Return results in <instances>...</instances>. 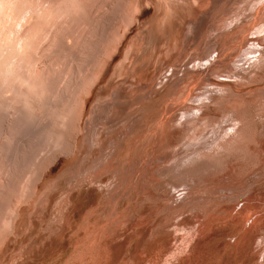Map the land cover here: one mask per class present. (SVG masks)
Instances as JSON below:
<instances>
[{"label": "rangeland", "instance_id": "374dc122", "mask_svg": "<svg viewBox=\"0 0 264 264\" xmlns=\"http://www.w3.org/2000/svg\"><path fill=\"white\" fill-rule=\"evenodd\" d=\"M237 5L238 7L235 8ZM237 5L231 4L229 6H231L230 9L233 7V10L237 9L241 12L248 24L252 22L254 15L260 8L259 0H244ZM97 8L94 6L92 10L96 11ZM206 8L208 19L205 20L204 36L211 30L212 32L215 29L222 31L224 25L234 19V15L224 18L225 14H223V10H219L218 6L210 8L207 5ZM261 14L260 20H258L260 27L255 30H258L257 35L260 36L255 40H246L248 44H245L246 47L243 46L245 50L257 51L256 41L264 42V8H262ZM156 15L153 5H146L141 9L137 16L139 22L137 21L135 26L130 28L131 30L120 46L118 54L94 88L87 103L88 115H93L91 109L99 96L106 97V94L108 95L113 87L121 84V82H117L119 78H116V71L121 68V63L125 60L126 52L132 44V40H139L142 45L144 43L142 46L145 50L143 59L144 61L149 60L150 72L153 70L155 62H161L162 70L151 73L153 76L152 84L157 93L160 94L147 102V106L142 110L134 98L122 119L116 124L114 131L109 132L108 135L103 134L99 148L94 145L92 146L94 149L86 150L82 155L80 127L78 132V126L72 125L76 127L72 129L77 130H73L74 133L72 134H75V137L78 134L76 140L71 134L73 154L69 157L60 155L56 164L46 171L45 177L37 185V191L40 194L35 206L46 194L52 191L53 184L60 182V176L67 174V177L70 178L69 183L64 188H55L50 196L51 200L49 199V207L37 212L32 209L26 213L22 209L18 214L17 230L9 233L6 226L3 231L0 230V264H170V262L171 264H264V56L261 57V63L258 64L253 62L258 53L245 55L247 53L244 50L242 54L244 53L246 58L250 60L240 63L241 57H237L239 48L233 49L235 43H232V39L229 40L230 37L233 38L234 34V32L231 34L230 31L228 32L229 36L224 35L229 39L225 38L226 40L222 39V41L228 40L226 47L234 45L232 49L235 53L232 54V49L227 50L221 57H224L222 59L224 65L222 66V62H219L212 70L211 68L207 70L206 61H203L204 64L199 62L200 65H198V62L193 63V58L197 57V53L207 54L206 43L212 41V38L204 37L203 39L201 37L198 42L199 45L196 47L195 39H193L192 34L191 38L189 37L188 31L192 26V20L187 21V19L177 21L173 19V23L169 25V33L162 35L158 31L160 28L158 24L162 17L156 20ZM198 16L196 21L200 17ZM156 22L155 31H158L156 36L158 39H149L148 36L144 38L141 32L149 30ZM235 29L237 27L232 30ZM244 29L246 30V27L242 28V30ZM183 35L189 39L184 40ZM250 35L244 34L240 38L244 36L249 38ZM168 36L171 39L170 47L173 50L170 54L166 49L167 44L169 45ZM222 41L221 43H223ZM239 42L244 43L245 41L240 40ZM154 43H157V46ZM224 46L223 43V51ZM153 47H156V50ZM157 47L162 48V52L160 49L159 53ZM175 50L181 56L179 62L170 58ZM214 55L215 53L212 54V56ZM226 61L227 65H230L229 62L232 64L230 65L231 68L229 66L225 68ZM233 61L237 63L233 64ZM244 64L245 66H243ZM199 66L200 68H198ZM217 66L220 68H216ZM185 67L190 72L184 73ZM192 67L194 68L192 69ZM228 68L230 74L229 70L227 71ZM242 68L243 70H241ZM139 71L138 67L137 72ZM224 71L225 76H223ZM215 72L216 74H214ZM154 73L158 74L157 77ZM126 77L124 80H127ZM210 82L211 84H209ZM162 83L165 85L162 86L163 89L160 87ZM132 84L134 85L135 82ZM225 84L229 87H226ZM127 86H125L124 92L129 95L130 87ZM137 94L139 95L140 92ZM196 108L201 110L198 111ZM184 110H189V115L182 116L181 111ZM111 116L112 113L110 112L108 117ZM86 119L85 117L81 127H83ZM100 120L99 122H103V119ZM173 124L174 128H172ZM92 127L102 128V124H96ZM164 127L172 128L170 129L171 133H174L175 130L178 131L182 137L181 142L171 147L161 145L158 138L163 133L165 136L169 134L163 130ZM123 131L131 132L129 143L135 144L129 158L124 156L126 155L125 147L122 152L116 155L117 157L114 156L115 160L117 158L123 162L120 168L123 176L130 167L129 163L137 164L147 156L161 159L162 156L167 155L168 159L165 162L167 167L175 166L180 160L179 168L183 169L185 175H183L181 183H175L177 187L174 188L172 184L158 179L152 167L158 166L159 162L154 161V166L150 165L152 176L156 177L155 181L151 180L152 183L135 184L136 175L133 173L134 180L120 184L124 177L117 179V181L116 178H113L114 181L111 180L114 177L113 174L108 172L109 174H105L101 178L102 189H98L92 184H85L82 187L83 192H78L77 187L72 184L75 179L72 176L79 169L80 163L83 159H91L86 167H95L92 165V160L111 154L113 144L117 140L123 141ZM112 139L115 141L113 142ZM180 146L181 148H179ZM170 150L172 151L170 152ZM175 150L176 153L173 154L172 152ZM80 155L83 158L78 161ZM128 159L130 160L128 161ZM231 163L237 165V173L235 172L236 174L232 176L230 170L227 172L230 175L227 176L226 173L224 177L216 180L222 169L225 166L229 167ZM127 165L129 166L127 167ZM212 171L214 172L212 173ZM156 179L160 181V184L157 183ZM197 179L201 181L199 182ZM212 180L216 181L210 184ZM109 181L112 182L113 186ZM105 187L110 191H107ZM68 190H71L70 192H73L74 195L71 197L70 204L66 206V211L61 215L62 221H60L55 209L59 206L58 202H61V196L65 198L64 196L69 193ZM187 190L188 193H186ZM148 192L156 196H152V198L148 196ZM188 194L193 196H187ZM175 195L178 196V199L175 198ZM190 197L196 198L191 204L193 209H190L192 211L189 209L190 211L186 210L184 214H181L167 210L168 207L178 210L183 205L184 198ZM10 203L9 201L6 202L5 208L0 209V222L1 219L3 221L7 217L4 214H8L7 208H9ZM39 207L42 208L43 206ZM33 214L35 215L32 216L30 224L29 218ZM1 216L3 217L1 218ZM137 218L139 219L137 220ZM25 219H27L26 222ZM99 237H103V242L98 243L100 244L98 246L96 240ZM106 251H108L109 256Z\"/></svg>", "mask_w": 264, "mask_h": 264}, {"label": "bare ground", "instance_id": "6f19581e", "mask_svg": "<svg viewBox=\"0 0 264 264\" xmlns=\"http://www.w3.org/2000/svg\"><path fill=\"white\" fill-rule=\"evenodd\" d=\"M241 1L244 0H0V209L5 208L4 204H6V202H11L8 206L9 208H7V210H9L8 214L4 212V215L7 217H5V220L3 221L1 219L0 230L3 231L5 226L8 228L9 233L13 230H17L19 224L18 214L22 209L24 213H26L32 209H35V212H37L40 209L49 207V199L51 200L50 196L55 191V188L60 187L61 189L64 188L65 185L67 186L70 178L67 177V174L60 176V182L57 181L58 183L53 184L52 191L46 194L35 206V202L40 194L37 191V185L45 177L46 171L56 164L60 155L69 157L73 154V142L71 140H73L72 133H74V131L78 130L79 132L80 127L79 134L80 137H82V155L86 150L91 151L93 148L92 146L94 145L99 148L102 143H100V139L103 137V134L108 135L109 132L111 133L114 131L116 124L122 119L126 109L132 104L134 98L136 103L140 104L139 106L141 110L147 106V102L156 98L158 93L152 84L153 76L151 73L152 71L158 72L161 69L162 64L160 61L155 62L154 68L150 72L149 60L144 61L143 59V53L145 50L142 46L144 43L142 45V42H139V40H132V44L128 47L126 52L125 60L121 63V68L116 71V78H119V81L117 82H121V84L115 87L112 86V91H110L108 95L106 94V97L103 98L102 96H99V98H97V101L91 109L93 115H88L87 111V103L92 96L94 88L103 78L112 60L118 54L120 46L129 34L131 30L130 28L135 26L138 21L137 16L140 14L141 9L144 8V6H154V11L157 14L156 20L162 17L158 24L160 25L158 31H160L162 35L170 30L169 25L173 23V19L175 21L187 19V21L192 20V26L188 31L190 38L191 34L193 35L194 38H192L195 39L196 47H198V42L201 37H203V39L204 37H209V39L212 38V41L206 43L207 54L201 55V53H197V57L194 56L195 58H193V63L196 64V62H198V65H200L199 62L203 63V61H206L207 70L208 68H211L212 70L219 62H222V66L224 65V62L222 61L224 57H221L227 50L232 49V46H234L229 45V47H226L228 46V40L224 42L222 41V39L226 40L225 38L229 36L228 32L230 31L231 34L234 32L233 38L230 37V39H227H232V43H235L233 49L237 50V48H239L237 57H241L240 63H243L245 60H250L247 59L245 55L258 53V56L255 54L256 60L253 62L260 64L261 57L264 56V42L256 41L257 51L243 49V46L248 44L246 43V40H255L260 36L257 35L258 30H255L260 27L258 20H260V16L262 15L261 10L264 8V0H259L260 8L254 15L250 24L245 22V17L241 12L237 11V9L233 10V7L230 9L231 6L229 5H237ZM207 5L210 6V8L218 6L219 10H223V14H225L224 18H227L229 15H234V19L232 22L224 25L222 31L215 29L212 32L211 30L206 33V36H204V27L206 26L205 20L208 19V10H206ZM94 6L98 7L96 11H94V9L92 10ZM236 7H238V5L235 6V8ZM197 16L200 18L197 19L198 21H196ZM156 25L157 22L154 23L149 30L141 32V35L144 38L145 36H148L149 39L153 38L154 40L158 35V31H155ZM234 27H237V29L232 30ZM243 27H246V30H242ZM226 34L227 36L224 37ZM244 34L251 35L249 38H246L247 35L246 37L244 36L243 38H240ZM252 34H255V36H252ZM189 37L183 35L184 40L189 39ZM167 38L169 39V36ZM170 40L171 39H169L168 42L169 45L166 43L168 54L173 51L170 47ZM240 40L245 42L241 43L239 42ZM221 41L225 45L224 51L222 50L223 43H221ZM156 44L155 46H157ZM162 48H160L161 52ZM233 49L232 54L235 53H233ZM243 51L247 54H242ZM151 52L150 55H152ZM175 52L174 54H171L170 58L179 62L181 56L179 52ZM214 53L215 55L212 56ZM226 54L228 55L229 53ZM230 62L229 64L232 65ZM226 63L227 61L225 64ZM236 63L237 62H234L233 64ZM230 65L226 64L225 68L228 66L231 68ZM243 66H245V64ZM138 67L140 69L139 72H137ZM194 67H192V69ZM186 68L187 67H185L183 72H190L188 71L189 69ZM198 68H200V66ZM216 68L220 67L217 66ZM239 68H241V66H239ZM243 68L241 70H243ZM194 70L192 71L194 72ZM228 70L229 68L227 71ZM227 71L226 74H228ZM232 72L233 71L231 70V73ZM128 73H130L129 76H127ZM217 73L219 74V72ZM222 73L220 74L222 75ZM154 74L157 77L158 74ZM214 74H216V72ZM214 74L213 76H215ZM223 76H225V71ZM125 77L127 80H124ZM228 78H230V76H228ZM134 82L135 84L133 85L132 83ZM203 83L206 84L205 82ZM209 84H211V82ZM126 85H128L127 87H130V91L128 90L130 92L129 95L124 92ZM162 86L165 85H163V83L160 85L163 89ZM225 86L229 87L227 84H225ZM207 87H209V85ZM202 89L204 88L202 87ZM138 92H140L139 95L137 94ZM196 110L200 111L201 109L196 108ZM110 112L112 113V116L108 117ZM189 112V110L181 111L182 116L189 115ZM85 117L87 119L83 123V127H81ZM100 119H103V122H99ZM73 124L78 126L77 130L72 129L75 127L72 126ZM96 124H102V128H99L100 126L98 128L92 127ZM168 125L171 126V124ZM177 125L179 126V124ZM172 128H174V124ZM170 129L164 127L163 130L169 133L168 136H165L163 133L160 138H158L160 144L164 145V147L175 146L182 140L178 131L175 130L174 133H171ZM130 131H123V141L117 140L113 144V150L111 151L112 153L114 152V155L111 153L107 155V157H104L106 156L104 155L103 158L99 157L94 161L92 160V165H95V167H86L87 163L91 162V159H83L81 163L79 162L80 167L76 172L74 171L75 174L72 176L75 178L72 184L77 187L76 190H78V192H83L82 187L85 184H92V186L102 189L101 185L103 184L101 178L105 174H109L108 172H111L114 176H111L112 178L110 177L111 180L116 178L115 180L117 181V179L124 177V180L120 184L132 180L133 173V175H136L135 184L152 183L151 180L155 181L156 177L152 176L150 165L154 166V161L159 162L158 166L155 164L156 167H152V169H154L153 171L156 172L155 175H157L158 179L160 178L162 181L172 184L174 188L177 187V183H181L184 174L183 169L179 168L180 160L175 166L170 165L167 167L165 166V162L168 159L167 155L162 156L161 159H154V157L147 156L141 160V162H136L137 164L129 163L130 167L127 165L129 169H127V173L124 174V176L121 174L120 168L123 165V162L117 158L115 160L114 156L117 157L116 155L119 154V152H122L124 147L126 151V155L124 156H127L128 158L131 156V150L135 147V144L133 142L129 143L131 140L129 138L131 137ZM74 135L73 137L76 140L78 134H76V137ZM114 141L115 140H113V142ZM182 146L184 147V145ZM158 148L160 149V147ZM179 148H181V146ZM172 150H170V152ZM172 153L175 154L176 150ZM81 155L78 161L82 160L83 157L81 158ZM129 160L130 159H128V161ZM230 170L232 171V176H234L237 173V165L231 163L229 167L225 166L216 180L221 179L222 176L224 177V175ZM84 171H86V173H84ZM213 172L214 171H212V173ZM228 175L230 174L227 173V176ZM216 180H212L210 181L211 183H209L213 184ZM157 183L160 184V181L157 180ZM106 190L110 191L108 188H106ZM70 191L64 196L65 198H62L61 196V202H58L59 206L55 209L60 221H62L60 218L61 215L66 211V206L70 204L71 197L74 195V193ZM186 193H188V190ZM191 195L188 194L187 196ZM148 196L155 197L156 195L150 192ZM175 198L178 199V196L175 195ZM186 199L187 198H184V200L182 199L184 203L178 208V210L171 207H168L167 210L172 213L177 212L184 214L186 210L188 211L192 208L191 204L196 200L194 197ZM39 206L43 207L40 208ZM192 209L190 210L192 211ZM34 215L35 214L30 215V224L32 222V216ZM2 217L3 216H1V218ZM138 219L139 218H137V220ZM26 220L27 219H25V222ZM30 224L28 223V225ZM102 240L103 237H99V239L96 240V243L98 244ZM99 245L100 244H98V246ZM106 252L109 256L108 251ZM167 262L169 263V261Z\"/></svg>", "mask_w": 264, "mask_h": 264}]
</instances>
